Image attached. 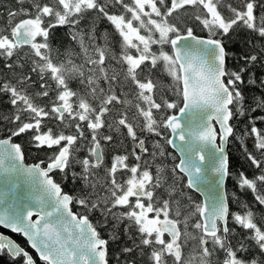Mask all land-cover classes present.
<instances>
[{
	"label": "snow or ice",
	"instance_id": "obj_1",
	"mask_svg": "<svg viewBox=\"0 0 264 264\" xmlns=\"http://www.w3.org/2000/svg\"><path fill=\"white\" fill-rule=\"evenodd\" d=\"M15 4L0 26V97L10 105L0 111V173L22 177L28 193L5 198L0 227L22 234L42 264H109L110 242L122 245L116 264H264V213L250 204L232 211L225 188L232 121L246 117L237 139L255 171L235 179L264 208V78L250 71L264 65V44L239 70L228 67L225 46L237 28L264 40V0ZM105 21L111 32L99 31ZM58 28L70 38L63 53ZM245 73L261 92L251 103ZM21 136L44 158L25 165ZM165 145L179 150V163L166 162ZM208 167L212 194L196 202L185 188H199ZM56 173L79 186L76 194ZM96 213L102 224L90 219ZM5 250L36 264L0 234Z\"/></svg>",
	"mask_w": 264,
	"mask_h": 264
},
{
	"label": "trees",
	"instance_id": "obj_2",
	"mask_svg": "<svg viewBox=\"0 0 264 264\" xmlns=\"http://www.w3.org/2000/svg\"><path fill=\"white\" fill-rule=\"evenodd\" d=\"M18 7L15 4V0H0V12L4 13V18L0 19V26H3L6 23V9ZM27 7V5H25ZM22 18V17H21ZM99 31L103 32L105 29H108L110 32L112 31L111 26L105 21L103 23L98 22ZM67 29L66 28H58L55 32V40H54V47L58 48L61 53L65 51L66 48L71 46L70 38L66 36ZM195 34L205 35L207 36L206 32L200 30V28H196ZM118 39V37H117ZM251 41V43H249ZM264 44V40H260V38L256 37L254 34L250 33L248 30L243 28H237L234 32L230 34L229 37L225 38V46L227 51L230 53L228 57V67L235 68L239 70L240 67L245 65V61L241 59V57L255 54L260 45ZM252 45H256V48H253ZM251 72L255 74V78L257 83L261 78H264V65L261 63H257L250 69ZM248 73H245L244 80L245 83L242 86L243 90L245 91L246 96L248 97V103H251V98L255 95L261 94L260 89L258 86H252L247 83L248 80ZM164 83H170V79L167 77L163 78ZM10 108V105L7 103L6 97H0V111L7 112ZM260 113H254L253 115H259ZM233 125L236 129V135L229 138V142L227 143V155L229 158V170L232 175L228 176L225 181V188L229 195L230 200V209L232 211H240L241 204H250L252 205L253 209L257 212V216L259 217L262 213H264V208L259 206L255 203L254 197L250 191L241 190L237 184L235 176H237L241 171L245 173V175L251 178L254 174V169L250 167V162L246 160L244 150L241 148V142L237 139L246 128L247 125V118H238L232 121ZM258 127H264V124H258ZM4 132L0 131V136L3 137ZM167 135V133H166ZM15 142L21 143L24 146V153L26 163H35L38 159L44 158V153L40 152L39 154L34 150L31 149L27 144V136H21L19 138H14ZM163 143V141H161ZM247 146L249 150H252V139H246ZM167 152H171L170 149L165 145ZM168 162V161H167ZM169 163V162H168ZM171 165L175 164L174 162H170ZM170 165V164H169ZM66 180V184L68 185ZM62 187H65L62 185ZM65 192L73 194L76 189L70 187V189L63 188ZM73 191V192H72ZM185 191L192 197V199L196 202H199V197L197 194L192 192L191 190L185 188ZM76 194V192H75ZM234 194V195H233ZM73 209V208H72ZM258 223L261 221L258 219ZM264 226V224H262ZM239 231V229H238ZM0 232H4L8 234L16 243L24 247L29 253L35 258L36 264H42L40 260L35 257V254L27 247L26 242L19 237L17 234H12L5 230L0 229ZM101 234L107 238L108 237V230L107 228L101 229ZM129 246L131 242L129 241ZM122 245H118L116 243L110 242L109 243V264H116V255L119 252V248ZM0 264H21V261L17 260L13 262L12 258L7 255V252H0Z\"/></svg>",
	"mask_w": 264,
	"mask_h": 264
},
{
	"label": "water",
	"instance_id": "obj_3",
	"mask_svg": "<svg viewBox=\"0 0 264 264\" xmlns=\"http://www.w3.org/2000/svg\"><path fill=\"white\" fill-rule=\"evenodd\" d=\"M196 35L206 37L205 35H199V34ZM217 143H219V141H217ZM167 147L176 155L177 157L176 163H179V160L181 159V153L179 152V150H177L175 146L172 145H167ZM225 151L227 153V144L225 145ZM23 163L25 165L33 164V163H26L25 161ZM205 166L206 167L208 166L207 160L205 161ZM184 178L186 182L187 177ZM215 179H216L215 174L211 171V168L208 167L207 174L200 182L199 188L189 189V190L197 194L201 202L205 201L206 197L212 194L213 183ZM27 193H28V186L24 184L22 177L18 176L16 173H8V174L0 173V212L4 210L5 204L2 202L5 200V198H7L8 202H12L15 196L27 195ZM33 219H35V217H33ZM0 229L13 233L11 230L4 227H0ZM0 234L9 237L11 240H13L10 236H8L5 233L0 232ZM13 234H18V233H13ZM18 235L25 240L27 247L35 254V257L39 260L37 253L29 246L27 239L22 234H18Z\"/></svg>",
	"mask_w": 264,
	"mask_h": 264
},
{
	"label": "flooded vegetation",
	"instance_id": "obj_4",
	"mask_svg": "<svg viewBox=\"0 0 264 264\" xmlns=\"http://www.w3.org/2000/svg\"><path fill=\"white\" fill-rule=\"evenodd\" d=\"M1 137V136H0ZM171 151V150H170ZM172 158L171 159H168L167 161L169 162V161H171V162H174V163H176V161H177V157H176V155L174 154V153H171V155H170ZM173 157H175V159H173ZM169 164V163H168ZM55 178H56V180H57V182H59V183H61V185H64L65 187H63V188H67V189H70V187L71 188H73V189H76L75 190V192H77L78 191V185H76V184H74L72 181H71V179H69V181H67V183H68V185L66 184V180H64V179H62V176H61V174L60 173H56V175H55ZM183 182L184 183H186L185 182V178L183 177ZM73 192V191H72ZM75 192L73 193V194H75ZM198 196V195H197ZM199 197V196H198ZM199 202H201L200 201V198H199ZM72 208H73V211L74 212H77V211H83L82 209H80V208H78V206H76V205H73L72 206ZM90 219L92 220V222L94 223V224H102V220H100V216H99V214L98 213H96V214H93L91 217H90ZM102 228H104V227H100L99 228V230H100V232H101V229ZM108 230V229H107ZM2 233H4V232H2ZM6 234V233H5ZM13 234V233H12ZM8 235V234H7ZM18 235V234H17ZM9 236V235H8ZM20 237V236H19ZM23 239V238H22ZM24 240V239H23ZM25 241V240H24Z\"/></svg>",
	"mask_w": 264,
	"mask_h": 264
},
{
	"label": "rangeland",
	"instance_id": "obj_5",
	"mask_svg": "<svg viewBox=\"0 0 264 264\" xmlns=\"http://www.w3.org/2000/svg\"><path fill=\"white\" fill-rule=\"evenodd\" d=\"M153 139H156V138H153ZM169 153H173V152L171 151V152H169ZM171 158H172L171 156H169V157H168V159H171ZM168 159H167V160H168ZM166 162H167V161H166ZM170 162H171V161H169V164L171 165V163H170ZM167 163H168V162H167ZM98 214H99V213H98ZM100 220H102V218H101V217H100ZM102 222H103V221H102Z\"/></svg>",
	"mask_w": 264,
	"mask_h": 264
}]
</instances>
